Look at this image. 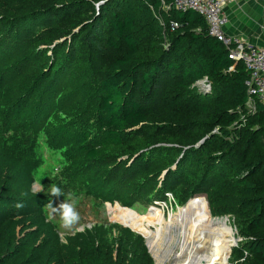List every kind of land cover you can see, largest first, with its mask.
I'll list each match as a JSON object with an SVG mask.
<instances>
[{"label": "rangeland", "instance_id": "374dc122", "mask_svg": "<svg viewBox=\"0 0 264 264\" xmlns=\"http://www.w3.org/2000/svg\"><path fill=\"white\" fill-rule=\"evenodd\" d=\"M36 1L50 0H0V264H88L91 242L128 261L140 243L154 264H172L176 255L185 256L183 231L173 221L178 210L194 206L207 221L230 226V234L219 232L217 239L233 237L226 264H235L232 245L239 248L246 241L235 212L229 207L224 213L221 198L207 192L210 182L199 185L196 172L191 184L178 182L179 173L168 179L167 172L176 171L181 159L173 151L150 160L154 149H178L156 143L171 136L173 128L157 123L120 147L101 149L97 87L118 51L92 40L88 30H70L60 16L46 29L52 24L46 7L19 14ZM167 87L162 83L131 99L155 113L174 112L183 104L165 95ZM58 127L67 134L52 138ZM82 133H88L83 145L76 137ZM85 146L101 154L90 159L81 150ZM153 161L157 164L147 169ZM51 183L76 198L80 220L70 230L59 226L58 217L47 219L48 201L56 206L67 198L49 196ZM41 184L44 192H37ZM155 214L162 217L160 225Z\"/></svg>", "mask_w": 264, "mask_h": 264}, {"label": "trees", "instance_id": "16d2710c", "mask_svg": "<svg viewBox=\"0 0 264 264\" xmlns=\"http://www.w3.org/2000/svg\"><path fill=\"white\" fill-rule=\"evenodd\" d=\"M41 7L47 8L52 21L46 29H51L60 16L70 30L81 34L88 30L92 40L118 51L107 61L108 74L97 87L101 149L120 147L141 128L157 123L173 128L171 136L156 138V143L178 149H154L150 160L173 151L181 159L176 171L167 172L172 176L168 179L179 173L178 182L191 184L196 172L199 185L210 182L207 192L221 198L224 213H229V207L235 212L240 228L242 223L240 234L246 241L233 249L235 264H264V102L255 101L254 112L246 107L247 73L243 64L228 59V51L208 35L200 15L164 10L160 0L36 1L19 14L25 16ZM171 22L178 24L174 32L169 30ZM204 78L212 87L209 95L195 90ZM162 83L168 85L165 95L183 104L177 107L180 113H155L131 99L134 93L147 95ZM21 116L18 113L16 119ZM66 134L64 127H58L52 138ZM76 137L81 145L88 141V133ZM81 150L90 159L101 154L87 146ZM155 164L153 161L146 168ZM177 188L171 191L175 194ZM86 248L88 264H154L140 243L133 248L129 261L121 258L120 252L114 258L100 242H91Z\"/></svg>", "mask_w": 264, "mask_h": 264}, {"label": "built area", "instance_id": "2783aa9c", "mask_svg": "<svg viewBox=\"0 0 264 264\" xmlns=\"http://www.w3.org/2000/svg\"><path fill=\"white\" fill-rule=\"evenodd\" d=\"M231 0H160L164 10H175L180 13L192 11L204 20L207 33L222 44L228 51V59L243 64L247 73V97L246 107L254 112V102H264V48L244 43L237 38L226 34L225 26L228 23L224 13V6ZM178 28L176 22L169 25L170 32ZM198 93L209 95L212 87L207 78L197 82ZM150 210V209H149ZM238 243V242H237ZM237 244L232 246L236 247ZM247 253H244V258ZM242 259L241 261H243Z\"/></svg>", "mask_w": 264, "mask_h": 264}, {"label": "bare ground", "instance_id": "6f19581e", "mask_svg": "<svg viewBox=\"0 0 264 264\" xmlns=\"http://www.w3.org/2000/svg\"><path fill=\"white\" fill-rule=\"evenodd\" d=\"M154 218H156V220L154 219L155 224L160 225L163 221L160 215L155 214ZM173 224L180 229V232L183 231L180 233L181 248L185 251V256L182 254L183 252L176 255L172 264H226L227 253L233 243V237L231 240L220 241L217 236L219 232L229 235L230 226L224 228L223 222L207 221L204 214L196 206L178 210ZM142 234L146 237L150 236L147 232Z\"/></svg>", "mask_w": 264, "mask_h": 264}, {"label": "crops", "instance_id": "0c3cea01", "mask_svg": "<svg viewBox=\"0 0 264 264\" xmlns=\"http://www.w3.org/2000/svg\"><path fill=\"white\" fill-rule=\"evenodd\" d=\"M227 35L264 48V0H231L224 6Z\"/></svg>", "mask_w": 264, "mask_h": 264}, {"label": "clouds", "instance_id": "9594fccd", "mask_svg": "<svg viewBox=\"0 0 264 264\" xmlns=\"http://www.w3.org/2000/svg\"><path fill=\"white\" fill-rule=\"evenodd\" d=\"M40 191L44 192L42 184L39 186L37 192ZM47 194L51 197L57 198L60 196L67 197L64 199L63 202H60L56 206H54V201L50 199L44 207L48 210L46 215L49 221L54 220L58 217L59 226L61 228L67 230L72 229L80 220V215L76 208L77 201L75 196L72 193L65 194V192L60 186L53 183L49 185ZM17 207H23V205L18 204Z\"/></svg>", "mask_w": 264, "mask_h": 264}, {"label": "water", "instance_id": "95a60500", "mask_svg": "<svg viewBox=\"0 0 264 264\" xmlns=\"http://www.w3.org/2000/svg\"><path fill=\"white\" fill-rule=\"evenodd\" d=\"M105 1H108V0H105ZM103 2H104V1H103ZM103 2H102V3H103ZM102 3H100V4H102ZM202 142H203V140H202L199 144H201Z\"/></svg>", "mask_w": 264, "mask_h": 264}]
</instances>
